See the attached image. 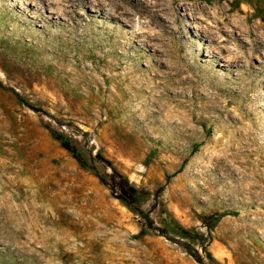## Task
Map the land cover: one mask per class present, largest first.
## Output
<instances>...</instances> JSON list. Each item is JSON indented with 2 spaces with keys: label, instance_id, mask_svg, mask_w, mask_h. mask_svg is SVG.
<instances>
[{
  "label": "rangeland",
  "instance_id": "obj_1",
  "mask_svg": "<svg viewBox=\"0 0 264 264\" xmlns=\"http://www.w3.org/2000/svg\"><path fill=\"white\" fill-rule=\"evenodd\" d=\"M56 1L0 0V264H264V0Z\"/></svg>",
  "mask_w": 264,
  "mask_h": 264
},
{
  "label": "bare ground",
  "instance_id": "obj_2",
  "mask_svg": "<svg viewBox=\"0 0 264 264\" xmlns=\"http://www.w3.org/2000/svg\"><path fill=\"white\" fill-rule=\"evenodd\" d=\"M40 4H42V5H52V4H57V10H55V11H53V12H55V13H58V17H60L62 14L63 15H65V14H67V15H69V14H71V12L73 11L71 8H72V6H71V4L70 3H67V4H64V5H60V2H57L56 0H37ZM59 1V0H58ZM98 2V1H97ZM37 4V3H36ZM63 4V3H62ZM29 7H27L26 9H28ZM56 8V7H55ZM36 17H39V18H42V19H45L46 20V22L48 23V24H54V22H55V20H54V18H51V16H48L47 15V12H41V13H39V12H36ZM57 16V15H56ZM49 18V19H46V18ZM45 22V23H46ZM41 173V172H40ZM28 187V186H27Z\"/></svg>",
  "mask_w": 264,
  "mask_h": 264
},
{
  "label": "trees",
  "instance_id": "obj_3",
  "mask_svg": "<svg viewBox=\"0 0 264 264\" xmlns=\"http://www.w3.org/2000/svg\"><path fill=\"white\" fill-rule=\"evenodd\" d=\"M65 147H66V148H70L68 142H65ZM81 163H82V161H81ZM83 164H86V163L83 162Z\"/></svg>",
  "mask_w": 264,
  "mask_h": 264
}]
</instances>
